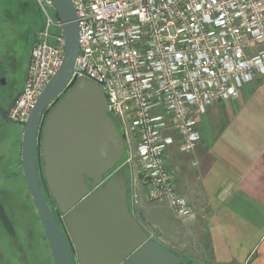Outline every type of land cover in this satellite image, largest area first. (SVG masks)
<instances>
[{
	"label": "built area",
	"instance_id": "2783aa9c",
	"mask_svg": "<svg viewBox=\"0 0 264 264\" xmlns=\"http://www.w3.org/2000/svg\"><path fill=\"white\" fill-rule=\"evenodd\" d=\"M38 2L46 27L32 47L24 88L5 113L20 123L64 55L61 21L48 12L50 0ZM73 2L81 42L68 83L86 77L103 88L147 198L190 215L168 170L167 151L176 140L181 151L193 150L201 138L199 116L264 76V0ZM51 27L61 29L54 44Z\"/></svg>",
	"mask_w": 264,
	"mask_h": 264
},
{
	"label": "water",
	"instance_id": "95a60500",
	"mask_svg": "<svg viewBox=\"0 0 264 264\" xmlns=\"http://www.w3.org/2000/svg\"><path fill=\"white\" fill-rule=\"evenodd\" d=\"M50 2L62 24L63 61L23 122L21 156L55 264H182L130 211L125 172L107 177L125 140L103 88L86 77L68 83L80 51L77 10L73 0ZM0 219L14 237L1 200Z\"/></svg>",
	"mask_w": 264,
	"mask_h": 264
},
{
	"label": "crops",
	"instance_id": "0c3cea01",
	"mask_svg": "<svg viewBox=\"0 0 264 264\" xmlns=\"http://www.w3.org/2000/svg\"><path fill=\"white\" fill-rule=\"evenodd\" d=\"M198 129L193 150L181 151L176 140L166 154L192 213L180 216L168 202L150 201L137 180L133 214L182 264H264V76L209 106Z\"/></svg>",
	"mask_w": 264,
	"mask_h": 264
},
{
	"label": "rangeland",
	"instance_id": "374dc122",
	"mask_svg": "<svg viewBox=\"0 0 264 264\" xmlns=\"http://www.w3.org/2000/svg\"><path fill=\"white\" fill-rule=\"evenodd\" d=\"M46 7L57 20L56 10L47 3ZM45 16L38 0H0V200L16 231L13 238L0 220V264H55L22 168L24 123L12 121L5 114L12 93L24 88L32 47L46 27ZM49 30V43L58 42L56 36L61 29ZM128 160L124 153L107 177L125 172L130 211L137 214L135 183L139 170Z\"/></svg>",
	"mask_w": 264,
	"mask_h": 264
},
{
	"label": "flooded vegetation",
	"instance_id": "af4514ba",
	"mask_svg": "<svg viewBox=\"0 0 264 264\" xmlns=\"http://www.w3.org/2000/svg\"><path fill=\"white\" fill-rule=\"evenodd\" d=\"M2 109L0 108V111H1ZM119 128V127H118ZM45 191V190H44ZM45 195L47 196V194L45 193ZM1 220V219H0ZM2 222V221H1ZM3 224V223H2ZM4 226V225H3ZM5 228V227H4ZM8 232V231H7ZM12 236V235H11ZM16 236V235H15ZM15 236L13 237V238H15Z\"/></svg>",
	"mask_w": 264,
	"mask_h": 264
}]
</instances>
